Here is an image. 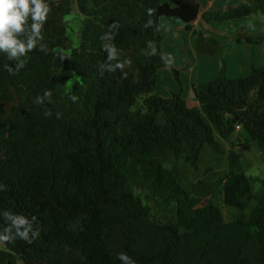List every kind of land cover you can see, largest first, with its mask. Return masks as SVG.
<instances>
[{"label":"trees","instance_id":"obj_1","mask_svg":"<svg viewBox=\"0 0 264 264\" xmlns=\"http://www.w3.org/2000/svg\"><path fill=\"white\" fill-rule=\"evenodd\" d=\"M49 3L44 50L14 74L0 55V211L34 216L40 229L31 244L0 242V264H121L118 252L136 264H264V177L248 176L213 135L228 140L239 125L247 141L264 143V65L250 59L246 75L227 77L221 61L213 80L192 85L198 105L188 106L180 93L155 94L165 65L159 21L180 19L196 52L218 53L215 41L196 36L195 0H75L83 19L69 53L61 46L72 1ZM254 14L264 16V0L201 18L210 25ZM109 31L131 63L101 73L100 37ZM263 38L244 36L249 46ZM148 40L157 55L145 54ZM46 89L52 103L36 105ZM222 157L221 174L205 178ZM215 200L239 216L225 220Z\"/></svg>","mask_w":264,"mask_h":264},{"label":"clouds","instance_id":"obj_2","mask_svg":"<svg viewBox=\"0 0 264 264\" xmlns=\"http://www.w3.org/2000/svg\"><path fill=\"white\" fill-rule=\"evenodd\" d=\"M51 11L49 0H0V55L5 56L14 65H5L10 74L20 71L25 67L29 59V53L34 49L44 50L41 41L44 40L42 30ZM149 16L152 10L149 9ZM153 25L151 19L144 24L145 28ZM117 25L113 24L112 29ZM101 48L106 53L104 62L98 65L101 73L123 71L131 63L128 58L121 59V50L113 42L112 31L106 32L100 37ZM145 54L155 56L158 54L156 42L146 41ZM160 58L166 67L174 63L171 53H160ZM52 91L46 89L42 95L35 97L36 105H43L45 102L52 103ZM73 103L78 97L70 96ZM43 115L47 118L52 116L50 109H45ZM60 118V114H56ZM6 185L0 183V191H5ZM0 218L5 222V227L0 230V242L14 243L17 239L28 244L33 243L40 236V229L34 227L36 217H28L10 210L0 211ZM116 258L121 264H136V262L125 252H118Z\"/></svg>","mask_w":264,"mask_h":264},{"label":"rangeland","instance_id":"obj_3","mask_svg":"<svg viewBox=\"0 0 264 264\" xmlns=\"http://www.w3.org/2000/svg\"><path fill=\"white\" fill-rule=\"evenodd\" d=\"M71 1V13H69L63 18L64 25L66 28V39L64 41L63 46H61V49L67 53H69L72 49L76 48L79 44L83 19V17L77 10L75 0ZM214 1L215 0H197V2L200 3V5L203 7L206 6L208 3L210 4V2L211 4H214L213 8L210 10H223L228 6H232L241 2L242 0H217L215 2ZM170 19L174 18H161L162 22L160 23V33L163 37V44H165V51L167 53L174 54L178 51L179 45L187 46L190 43L193 44V42L191 41L189 34L185 32L179 33L177 31H171L170 33H167L164 25L167 23L165 21H170ZM210 25H213L212 29H201L204 30V34H207V36H209L208 38L217 40V42L220 41L219 43H221L222 45L226 44L227 42H232L231 49L223 46V49L221 50V52L223 53H225V51L231 53L228 57V60L226 61L228 63L227 71L230 69V67L235 68L234 66H232V64H230V62L235 63L233 62L234 54H238L236 58L238 63V58L240 57L239 53L241 54L242 51H244L245 46L248 48V61H250L251 59L256 66L264 65V38L262 43L258 46H248V44L244 40L243 44L245 46L242 44L241 46H239V44L241 43V38H243L245 35L255 36L261 34L264 36V16H262L261 14H254L252 16L241 18L238 20H228L219 23L213 22ZM229 27L231 30L229 29ZM201 30L200 32L203 33V31ZM170 47L171 49L169 50ZM174 62L178 63V61H176L175 59ZM215 67L217 70L215 60L209 58L208 67L206 68V70L200 69V74L206 73L209 78H213L215 76L216 71ZM242 68L244 71H241L240 69L239 75H246L249 72V67L247 66L245 68ZM213 70L214 74L212 73ZM164 71L165 68L160 70V72L162 73ZM229 72L230 73L228 74L232 75V73H234L235 71L231 69ZM72 82L73 81L68 82V88H70ZM165 83L167 86H169L171 81H166ZM155 94H157L156 91ZM213 135L215 139L225 148H232L235 150L239 161L242 163L243 170L248 176L258 178L264 177V143L261 144L259 142H252L250 140L247 141L246 137L241 134L240 130H235V132L231 135L228 140L222 139L217 133L216 129H213ZM239 135L242 136V139L236 138V136L238 137ZM225 163L226 160L224 157H222L218 164H214L213 170L206 173L205 178L212 180L216 176L220 175L222 170L225 168ZM259 187V183H256L255 190H258ZM214 202L222 210L225 220H232L239 216L238 211L224 207L222 204H220V200H215ZM17 264L23 263L18 262Z\"/></svg>","mask_w":264,"mask_h":264},{"label":"crops","instance_id":"obj_4","mask_svg":"<svg viewBox=\"0 0 264 264\" xmlns=\"http://www.w3.org/2000/svg\"><path fill=\"white\" fill-rule=\"evenodd\" d=\"M197 2V0H195ZM217 1V0H215ZM214 1V2H215ZM198 3V2H197ZM199 5V13L193 22V29L196 32L197 38L200 39H205L208 38L207 34H204V30L201 29H208V28H213V25H208L205 24L202 21V14L203 12L210 10L213 8L214 4L208 3L206 6H201L200 3ZM203 7V8H201ZM162 21H159V31H160V23ZM167 22L164 27L167 31V33H170L171 31H177L179 33L185 32L189 34V32H186L184 29V24L180 19L174 18L170 19V21H165ZM230 29V27H229ZM203 31V33L200 32ZM231 30V29H230ZM225 33V32H224ZM190 36V34H189ZM211 39V38H208ZM215 41L219 46H220V51L215 54H205V53H198L194 50L193 45L190 43L187 46L185 45H179L178 51L173 55L174 59L178 61V63L174 62L170 67L161 66L156 73V86H155V91L157 92V95H160L162 97H169L171 93H180L181 96L184 98L188 106H197L198 102L195 99L193 92H192V85L193 84H198V83H204L208 82L210 79L213 80L219 73V69L221 66V61L225 62V74L227 77H235L238 76L241 71H244L242 67H249V61H248V51L247 47L243 44L244 37L241 38V43L239 46L244 45V51L242 53H239V58H238V63H237V55L234 54L233 62H230L232 66L235 68H231L227 71L228 63L226 62L228 60L229 55L231 54L230 52L225 51V53L221 52L223 49V46L226 48L232 47V42H227L226 44L222 45L221 43L217 42V40L211 39ZM245 41V40H244ZM173 45V44H172ZM249 46V45H248ZM168 48V47H167ZM171 47L169 48V50ZM162 51L164 54H168L165 51V44H163V39H162ZM173 51V50H172ZM212 58L215 60L217 70L215 67V76L213 78H209L206 73L200 74V69L206 70L208 67V59ZM239 66V67H238ZM237 67V68H236ZM165 68V71L162 73L160 72L161 69ZM234 70L235 74L232 73V75H229L230 70ZM173 70L177 72V77L175 78V75L173 73ZM227 71V72H226ZM214 74V70L212 72ZM195 74V77H194ZM210 75V74H209ZM172 76V77H171ZM166 81H171L170 85H166Z\"/></svg>","mask_w":264,"mask_h":264},{"label":"built area","instance_id":"obj_5","mask_svg":"<svg viewBox=\"0 0 264 264\" xmlns=\"http://www.w3.org/2000/svg\"><path fill=\"white\" fill-rule=\"evenodd\" d=\"M236 129H237V130L239 129V125H236Z\"/></svg>","mask_w":264,"mask_h":264}]
</instances>
